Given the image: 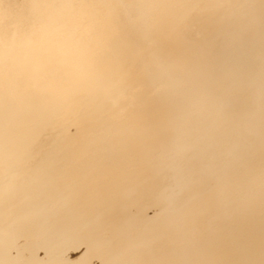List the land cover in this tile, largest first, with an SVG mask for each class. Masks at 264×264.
Wrapping results in <instances>:
<instances>
[{
	"label": "bare ground",
	"instance_id": "bare-ground-1",
	"mask_svg": "<svg viewBox=\"0 0 264 264\" xmlns=\"http://www.w3.org/2000/svg\"><path fill=\"white\" fill-rule=\"evenodd\" d=\"M0 264H264V0H0Z\"/></svg>",
	"mask_w": 264,
	"mask_h": 264
}]
</instances>
